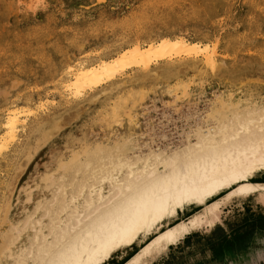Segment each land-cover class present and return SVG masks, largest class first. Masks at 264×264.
Wrapping results in <instances>:
<instances>
[{"label":"rangeland","instance_id":"rangeland-1","mask_svg":"<svg viewBox=\"0 0 264 264\" xmlns=\"http://www.w3.org/2000/svg\"><path fill=\"white\" fill-rule=\"evenodd\" d=\"M170 38L208 46L212 63L157 54L148 69L70 91V71ZM10 112L19 113L13 130ZM263 117L264 0H0V264H36L53 247L57 256L40 263L64 264L68 233L97 232L131 200L119 189L132 168L153 160L161 171L218 127L248 119L245 138ZM230 194L187 208L103 264H132L159 232L193 218L188 233L140 264H264V193ZM86 211L94 214L71 230Z\"/></svg>","mask_w":264,"mask_h":264},{"label":"bare ground","instance_id":"bare-ground-1","mask_svg":"<svg viewBox=\"0 0 264 264\" xmlns=\"http://www.w3.org/2000/svg\"><path fill=\"white\" fill-rule=\"evenodd\" d=\"M134 48L112 61L102 60L95 67L70 71L69 73L74 78V82L69 85L70 91L73 90L75 94L79 95L92 82H97L98 80L100 81L99 83L105 80L108 82L111 76L121 75L132 66H144L148 69L153 60H157V54H161L159 57L165 60H172L177 56L185 55L190 58H199L197 62L212 63L213 57L210 52L213 53L214 51H210L211 48L208 46L202 48L199 44H191L181 38L164 39L159 43H152L143 49L137 46ZM212 66L211 64L210 67ZM76 88L82 90H75ZM18 114L17 112L8 114V120L4 123L7 129L13 130L16 127L19 121ZM261 119L264 120V117ZM250 122L248 119L242 120L235 130L229 132L224 130L228 126L227 124H224V128L218 127L211 133L212 135L208 134L200 137L192 152H184L182 156L179 155L177 158L166 159V167L161 171H156V162L153 160H149L147 165L145 163L146 166L143 169L137 168L138 171L136 168L131 167L130 181L127 180L128 183H123L124 186L120 185L119 189L120 192L125 187L126 189L124 190L129 191V194L131 192L133 194L131 200L116 206L117 208L114 206L117 216L113 213L116 217L112 222L107 223L104 221L105 217L109 216L108 214L105 217L103 216L99 221L98 227H96L97 232H94L93 228L90 229L93 226L91 225L78 239L72 240L71 234L68 233L70 236L68 238L65 237V241L67 243L69 241L70 245H68L69 247L64 255L66 259L64 264H103L112 254L130 247L150 230L159 229L165 225L166 221L170 222L172 219L179 218L178 216L184 210L193 205L207 204L209 200L214 199L224 191L231 193V196L254 192L264 193V184L256 180L257 176H261V173L264 174V124L262 129L259 130L260 132L249 130V136L243 138L242 131L248 129ZM121 169L118 167L114 171L118 172ZM147 179H151L154 183L160 179L161 182L159 181L158 184L151 182L152 185L149 183L150 186L147 187L148 184L143 186L142 182L144 181L145 183ZM140 183L144 187V194V191L142 192V188H140ZM86 189L87 186L82 187L80 191ZM115 191L117 193L116 188ZM140 191L141 196L139 195ZM70 193L71 190L69 189L67 195ZM108 194H101L103 201L107 199ZM113 195L112 197L114 198L117 194ZM111 200L109 198V202L105 200L104 203H110ZM115 200L118 199L115 198ZM101 203L102 201L98 205ZM98 205L95 207H98ZM101 206L102 209L106 207H103V204ZM127 208L129 211L122 213ZM94 210L96 211V209ZM98 210L100 209L98 208ZM86 212L88 213V211ZM92 214H94V211L82 215V218H79L80 216L77 217L79 218L77 219L78 222L72 227L70 226L71 230L76 229L83 220L86 222V219L90 218ZM194 221V218L189 221L183 220L159 232L156 237L141 248V251L132 258L131 263L140 264L142 259L154 249L176 242L194 227ZM58 250L59 247H53L49 250L43 249L37 254L35 263H40L41 259L43 261L44 257H46L45 255L57 256ZM52 264L56 263L53 262Z\"/></svg>","mask_w":264,"mask_h":264}]
</instances>
